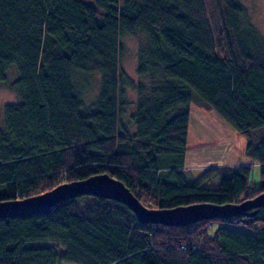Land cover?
<instances>
[{
  "label": "trees",
  "instance_id": "1",
  "mask_svg": "<svg viewBox=\"0 0 264 264\" xmlns=\"http://www.w3.org/2000/svg\"><path fill=\"white\" fill-rule=\"evenodd\" d=\"M135 33L144 36L137 80L119 68L120 37ZM12 64L17 100L0 126V199L97 173L153 208L239 203L264 191V35L239 0H0V81ZM74 72L100 74L91 105ZM192 101L244 136L251 163L201 173L185 164ZM61 263L264 264V206L165 225L85 194L0 218V264Z\"/></svg>",
  "mask_w": 264,
  "mask_h": 264
},
{
  "label": "water",
  "instance_id": "2",
  "mask_svg": "<svg viewBox=\"0 0 264 264\" xmlns=\"http://www.w3.org/2000/svg\"><path fill=\"white\" fill-rule=\"evenodd\" d=\"M94 195L125 204L140 221L165 225H184L201 219L228 218L235 214L253 212L264 206V191L239 203L215 204L208 202L178 205L169 208L145 206L119 179L108 173H97L87 178L62 182L41 193L19 199H0V218L27 217L47 213L52 205L77 195ZM254 209L252 212H247Z\"/></svg>",
  "mask_w": 264,
  "mask_h": 264
},
{
  "label": "rangeland",
  "instance_id": "3",
  "mask_svg": "<svg viewBox=\"0 0 264 264\" xmlns=\"http://www.w3.org/2000/svg\"><path fill=\"white\" fill-rule=\"evenodd\" d=\"M93 3V0H85ZM122 0H120L121 2ZM245 8V12L249 21L255 26V28L264 35V0H239ZM144 40V36L139 33L124 34L120 37V61L119 68L126 73L131 79L137 80L135 71L137 49L140 42ZM18 71L15 64H12L5 72V80L0 81V126L3 124L4 106L7 103H12L17 100V94L10 86L11 82L17 77ZM73 82L81 91V98L85 105H91L97 98L100 88V74L98 72L93 73H73ZM126 97L128 101H133L135 93L131 89H126ZM133 102H129L125 105V116L123 119L128 121L130 118L128 114L132 111ZM201 114H205V117H200ZM189 115L193 118L195 124L197 123L195 118L202 119L205 126L212 131V137L215 141L228 140L230 142V150L228 156L223 161H232L237 157H246L244 155V146L246 139L239 134L233 127L225 122L216 112L209 110L205 106L192 101L190 103ZM204 118V119H203ZM189 137L195 138L196 134L193 131L192 125L189 127ZM232 158V159H231ZM247 163H251V160L246 157ZM196 173H200L202 168L195 167ZM204 170V169H203ZM250 185H258L260 182L259 166L254 164L252 166ZM218 178H214L208 181V186H215ZM70 264V263H61Z\"/></svg>",
  "mask_w": 264,
  "mask_h": 264
},
{
  "label": "crops",
  "instance_id": "4",
  "mask_svg": "<svg viewBox=\"0 0 264 264\" xmlns=\"http://www.w3.org/2000/svg\"><path fill=\"white\" fill-rule=\"evenodd\" d=\"M205 114H201L200 117H205ZM204 119V118H203ZM196 124L191 119L189 115V124L187 131V148L185 164L191 168L200 167L205 169L208 166H219V165H234L247 163L246 157H237L232 159V161H223L228 156L230 150V142L228 140L215 141L212 137V131L208 129L203 120L200 118H195ZM192 125L193 131L196 137L190 140L189 137V127ZM200 171V173L202 172Z\"/></svg>",
  "mask_w": 264,
  "mask_h": 264
}]
</instances>
